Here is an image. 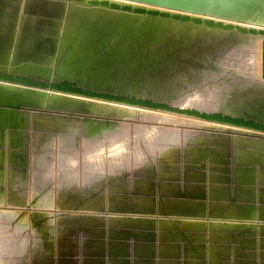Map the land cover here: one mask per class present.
<instances>
[{
    "label": "rangeland",
    "instance_id": "rangeland-1",
    "mask_svg": "<svg viewBox=\"0 0 264 264\" xmlns=\"http://www.w3.org/2000/svg\"><path fill=\"white\" fill-rule=\"evenodd\" d=\"M44 26L34 61L51 60L59 35ZM126 34L117 49L110 42L116 66L138 57L130 52L139 36ZM142 42L144 72L134 81L132 72L117 75L142 91L155 76L164 89L193 57L177 54L183 40L163 60ZM215 52L199 67L209 74L173 85L184 90L176 103L208 109L242 93L264 99L259 46L250 65L251 54L237 50L224 70ZM67 94L53 93V104L71 112L19 106L0 114V264H264V134L213 131L232 126Z\"/></svg>",
    "mask_w": 264,
    "mask_h": 264
},
{
    "label": "water",
    "instance_id": "water-1",
    "mask_svg": "<svg viewBox=\"0 0 264 264\" xmlns=\"http://www.w3.org/2000/svg\"><path fill=\"white\" fill-rule=\"evenodd\" d=\"M52 1L60 3L55 13L45 9ZM4 7L0 13L2 115L18 112L16 108L19 106L71 112L53 104V93L62 92L175 112L232 126L226 129L213 127V131L234 133L242 128L264 134V99L260 95L254 97L242 93L220 100L214 107L206 109L191 101L182 105L176 103L177 96L184 90H180V85L173 90L174 84H182L184 75L189 79L198 73L209 74L208 68L200 71L199 67L208 66L209 57H214L213 53L210 54L213 50L219 54L216 59L227 63L222 68L224 70L236 64L237 60L232 59L231 54L237 50L245 51L247 56L251 54L250 59L245 56L250 65L249 61L252 62L259 46L261 79H264V27L224 21L220 17L214 19L215 15H221L264 20V0H10ZM25 20L30 25H41L44 21V25L58 30L49 62L34 61L26 55L22 59L13 51L22 24L23 31L26 30ZM123 33L134 39L139 36L138 43L130 52L138 54V57L120 58V65L116 66L113 60L108 59L113 55L109 46L115 40L112 48L117 49ZM42 35L40 37H44L46 42L47 34ZM40 37L33 38L34 45L42 43ZM144 39L147 50L160 60L168 58L170 52H163L170 46H176L177 40L184 41L177 53L180 58L193 56L164 89H159L162 81L158 76L149 79V85L143 91L117 76L118 71L123 74L132 72L129 80L134 81L138 72H144L146 57L139 50V43H144ZM226 50L230 52L224 54ZM98 60H103V65H95ZM150 62L147 61L146 67L149 65L148 69L154 73L158 65L151 69ZM233 76L236 77V73ZM260 82L264 84V81ZM23 114L28 120L29 114ZM0 146H3L1 142Z\"/></svg>",
    "mask_w": 264,
    "mask_h": 264
},
{
    "label": "bare ground",
    "instance_id": "bare-ground-1",
    "mask_svg": "<svg viewBox=\"0 0 264 264\" xmlns=\"http://www.w3.org/2000/svg\"><path fill=\"white\" fill-rule=\"evenodd\" d=\"M8 0H0V13L1 12H3L4 10H5V7H4V5L5 4H8L9 2H7ZM49 6H50V3H49ZM47 9V8H46ZM50 9V8H49ZM54 10V9H53ZM81 12V11H80ZM90 13H93V11H91ZM86 14H87V11H86ZM1 15V14H0ZM207 17H209V16H207ZM219 17L221 18V19H223L224 21H230V20H234V21H236V22H239V23H241V24H243V25H247V26H255L256 24H263L264 25V20H260V19H255V18H234V17H229V16H221V15H215L214 16V19H219ZM33 22V21H32ZM24 23V22H23ZM42 24L41 25H43L42 27H41V25H40V23L38 24V25H34V23H31V25L30 24H28V21H26L25 20V28H26V32L25 31H23V24H22V26H21V28L19 29V32H21L20 33V35L18 34L17 36H16V43H15V50H17V52L20 54V55H26V57H30L32 54H33V52H36L37 51V49H36V51H34V44L35 43H33V38H38L40 35H42L43 33H46V31H45V29L43 28V27H45L44 26V21L43 22H41ZM37 24V23H36ZM258 26V25H257ZM37 53V52H36ZM36 53H34V54H36ZM216 53V52H215ZM19 56V55H18ZM59 94V93H58ZM69 94V93H68ZM67 94V95H68ZM54 95H55V93H54ZM61 95V94H60ZM75 96V95H74ZM74 96H72L71 98H73ZM79 96V95H78ZM75 98H77V97H75ZM82 98V97H81ZM81 98H79V99H81ZM69 99V98H68ZM78 99V100H79ZM83 99H84V97H83ZM82 99V100H83ZM88 99V98H87ZM87 99H85L86 101H87ZM66 100V99H65ZM71 100V99H70ZM73 100V99H72ZM77 100V101H78ZM89 100V99H88ZM84 101V100H83ZM85 101V102H86ZM69 102V101H68ZM71 102V101H70ZM73 102V101H72ZM71 102V103H72ZM88 102H90V100L88 101ZM94 102V101H93ZM95 102H96V100H95ZM98 102V101H97ZM104 102V101H103ZM108 102V101H107ZM64 103V102H63ZM75 103V102H74ZM74 103H72V104H74ZM78 103H79V101H78ZM99 103V102H98ZM116 103V102H115ZM65 104H67V103H65ZM64 104V105H65ZM71 104V105H72ZM75 104H77V103H75ZM111 104H112V102H111ZM68 105V104H67ZM83 105H87V104H84L83 103ZM108 105H110V104H108ZM117 105V104H116ZM122 105H124V104H122ZM129 105V104H128ZM69 106V105H68ZM106 107H107V105H105ZM105 106H103V108L105 107ZM117 106H121V105H117ZM117 106H116V109H117ZM109 107H111V108H113L111 105L109 106ZM110 108V109H111ZM119 108V107H118ZM125 108V107H124ZM123 108V109H124ZM115 109V110H116ZM133 109H134V107H133ZM132 109V110H133ZM137 109H138V107H137ZM119 110V109H118ZM129 110H130V108H129ZM136 110V109H135ZM9 114L11 113V112H8ZM7 113V114H8ZM14 115V114H13ZM8 116V115H7ZM11 116V115H10ZM5 117H6V115H4V119H5ZM8 118V117H7ZM14 117H12V119H13ZM10 120V118H8V121ZM42 122H44V121H42ZM41 122V124H43ZM49 122V121H48ZM51 122V121H50ZM48 123L49 125L52 123V125H53V123L55 122V124H56V121H54V122H51V123ZM46 123V122H45ZM64 124V123H63ZM59 125V124H58ZM54 126V125H53ZM57 126V125H56ZM63 126V128H64V126L65 125H62ZM44 127H45V125H44ZM51 126H49V131L50 130H52L53 129V127H51ZM60 127V126H59ZM43 128V127H42ZM63 128H61V129H63ZM66 128V127H65ZM44 130H45V128H43ZM55 131H57L56 130V128L54 129ZM66 130V129H65ZM60 131V130H59ZM64 133V132H63ZM66 133V132H65ZM16 134V133H15ZM15 136H17V134L16 135H14L13 137H15ZM16 138V137H15ZM14 143L16 142V141H13ZM13 142H11L12 144H14ZM15 145V144H14Z\"/></svg>",
    "mask_w": 264,
    "mask_h": 264
}]
</instances>
